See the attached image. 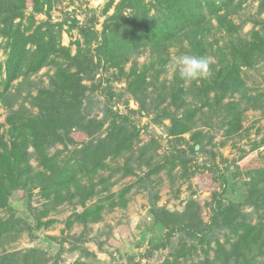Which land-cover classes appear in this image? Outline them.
I'll return each instance as SVG.
<instances>
[{
	"label": "rangeland",
	"instance_id": "374dc122",
	"mask_svg": "<svg viewBox=\"0 0 264 264\" xmlns=\"http://www.w3.org/2000/svg\"><path fill=\"white\" fill-rule=\"evenodd\" d=\"M41 1L37 12L27 1L20 24L32 33L57 23L58 53L7 90L0 86V140L13 146L9 115L37 113L32 97L49 87L56 63L80 70L79 115L93 129L100 125L25 146L29 173L7 186L0 209V264H264V58L244 64L239 54V41L264 27L261 0H235L227 16L233 30L212 18L202 31L133 51L116 65L98 60L96 42L120 0ZM179 53L208 57L210 75L182 80L168 67ZM6 55L1 47V62ZM138 74L142 91L131 92ZM123 129L127 146L87 173L81 150L114 143ZM56 172L73 179L42 189V178ZM217 201L233 203L229 224L212 219ZM245 222L260 232L239 256L236 231Z\"/></svg>",
	"mask_w": 264,
	"mask_h": 264
},
{
	"label": "trees",
	"instance_id": "16d2710c",
	"mask_svg": "<svg viewBox=\"0 0 264 264\" xmlns=\"http://www.w3.org/2000/svg\"><path fill=\"white\" fill-rule=\"evenodd\" d=\"M27 1L34 12L41 10L43 5L41 0L0 1V48L7 49L5 60L0 61V86L2 85L3 90H7L13 81L22 75L37 72L49 64L58 53L53 33V27L57 23H48L43 31L34 30L32 33L21 27L20 19L28 6ZM234 2L235 0H222L219 3L213 0H120L116 12L103 24L99 40L96 42L98 60L116 65L133 51L150 45L167 46V43L188 32L195 34L199 30L202 31L212 18L227 30H233L235 26L227 16L235 12ZM122 8L129 11L123 14ZM259 10L261 12L264 10V0L260 1ZM80 32L84 42L90 44L93 38L89 31L81 28ZM94 38H97V34ZM239 44V54L244 64H250L254 60L253 57L264 58V27L262 31L252 32V40L242 39ZM200 45H196L197 50ZM202 52L201 48L200 53ZM79 56L77 53L74 59L81 68L83 65ZM56 65L49 87L39 88L32 97L33 104L38 108L37 113L16 110L9 115L13 146L8 149L6 143L0 140V209L6 203L7 186L20 182L29 173V167L25 162L27 144L35 147L42 144L52 145L62 138L61 132L68 136L72 129L78 128L91 133L100 125L97 123L93 129L90 124H85L79 115L86 88L82 83L80 70L71 71L59 63ZM143 80L140 74L134 77L129 84L131 92L138 89L142 91ZM218 84L221 85L219 82ZM143 110L142 107L129 109L131 113H140ZM121 118L123 121L128 120L127 116ZM131 134L134 136L136 132L132 130ZM118 135L121 137L114 143L110 144L103 140V143L85 146L81 150L84 165L91 164L90 169L86 168L87 173L103 166V160L107 155L117 156L127 146L128 140H131L124 129ZM45 178L43 177L40 182L42 189L54 191L68 185L73 179L69 172H56ZM232 207V202L217 201L212 219H220L222 223L229 224ZM89 212L86 211L85 214ZM239 227L242 230L240 233L236 231L238 241L235 250H239L240 256L243 249L249 251L248 245L257 239L260 230L258 225L250 222H245ZM236 263L235 260L234 264Z\"/></svg>",
	"mask_w": 264,
	"mask_h": 264
},
{
	"label": "clouds",
	"instance_id": "9594fccd",
	"mask_svg": "<svg viewBox=\"0 0 264 264\" xmlns=\"http://www.w3.org/2000/svg\"><path fill=\"white\" fill-rule=\"evenodd\" d=\"M211 61L208 57L197 54L179 53L169 61V69L185 81H198L211 73Z\"/></svg>",
	"mask_w": 264,
	"mask_h": 264
}]
</instances>
